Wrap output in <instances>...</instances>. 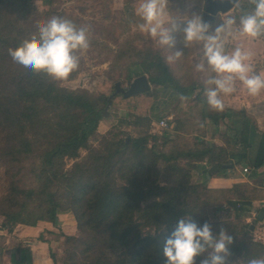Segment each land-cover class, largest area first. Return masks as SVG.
Returning <instances> with one entry per match:
<instances>
[{
  "label": "trees",
  "instance_id": "trees-1",
  "mask_svg": "<svg viewBox=\"0 0 264 264\" xmlns=\"http://www.w3.org/2000/svg\"><path fill=\"white\" fill-rule=\"evenodd\" d=\"M31 1L0 0V142H4L0 155L6 170L12 168L13 163L18 165L29 159L34 181L31 186L19 187L11 182L7 187L1 197L4 227L10 229L18 223L35 226L38 221L54 224L59 213L72 210L80 233L79 236L65 235V240L77 243L87 234L89 241H93L92 233L96 235L100 245L95 246L100 249L91 264H165L164 242L181 218H191L199 225L208 222L214 236L215 231L226 229L227 222L215 225L205 217H198L195 205H189L190 196L198 194L199 184L187 180L157 183L146 168L152 153L146 151L145 135L130 139L128 143L124 138L106 139L103 135L101 148H90L84 161L74 162L69 169H64L65 158H76L80 148L89 147L88 140L96 133L107 98L60 86L46 73H36L13 61L9 49L27 40L15 14L31 13ZM248 6L253 7L249 2ZM129 65L137 66L139 73L149 74L148 79L154 85L172 88L178 95H185L192 88L178 82L159 53L131 60ZM111 101L118 102L115 98ZM38 102L49 109V117L44 119L47 132H43L47 140L42 147L28 135L27 129L38 122ZM120 102L130 107L129 97L121 98ZM202 103L204 107L208 105L205 92ZM208 109L207 116L215 124L224 119L228 111L225 108L222 112L213 111L210 106ZM240 139L234 132L229 138L234 150L228 153H224L221 145H207L196 152L187 150L182 154L205 159L207 170L216 165L218 169L213 176L218 175L225 169L223 164H231L232 168L245 157V153L238 152L235 147ZM242 143L243 147L247 145L246 141ZM151 160L155 164L157 157L153 154ZM263 163L264 146L257 153L253 166ZM19 168L21 165L14 174L20 172ZM240 184L244 183L232 186ZM257 192L248 200L255 199ZM230 204L236 210V204ZM163 230L167 232L165 235ZM245 238H240L234 253L247 259L257 256L261 246ZM235 240L233 237V242ZM91 244L82 253L89 251ZM115 250V258L106 256L105 251L114 254ZM71 255L75 257L76 251ZM51 258V264H55L54 255L51 254ZM14 264L25 263L15 261Z\"/></svg>",
  "mask_w": 264,
  "mask_h": 264
},
{
  "label": "rangeland",
  "instance_id": "rangeland-1",
  "mask_svg": "<svg viewBox=\"0 0 264 264\" xmlns=\"http://www.w3.org/2000/svg\"><path fill=\"white\" fill-rule=\"evenodd\" d=\"M248 2L249 0H239V6L234 5L227 12L216 14L211 22L212 29L228 16H235L238 22L240 15L243 14L242 9L252 10ZM141 3L142 0H32L31 13L15 14L23 26V33L27 39L33 34L39 36V26L47 23L52 17L70 20L77 29L86 28L90 46L85 53L79 50L74 52L80 60L78 70L66 81L55 82L71 90L85 91L94 97L104 95L108 99L111 96L118 101L114 103L111 101L108 116L102 115L96 133L88 140L89 147L80 148L76 158H65L64 169H69L74 162L84 161L90 148H101L103 135L106 139L124 138L127 143L130 139L145 135L146 151L152 153V156H148L146 168L157 183L172 184L187 180L189 183L199 184L198 194L193 193L190 196L189 205H195V210L199 212L198 217L201 216L203 219L205 217L215 225L227 222L224 231L232 238L236 237L235 242L228 246L231 253L228 257L229 264H248L252 259L234 253L242 237L251 238L250 240L261 246L257 256L253 258H264V214L261 219L257 218V213L260 210L264 211V189L258 185V181H245L238 186H227L230 188L209 186L210 177L214 173L206 176L208 170L205 168L208 163L205 159L182 154L187 150L196 152L207 145L214 147L221 145L223 150L225 149L224 153L233 149L232 141H229L234 135L231 124L226 123L223 118L218 123H213L207 116L209 106L204 107L202 103L206 81L213 76L203 55V44L198 42L185 46L182 40V29L185 26L183 19L193 13L202 15L204 3L202 0H169V15L165 18V27L174 38L173 46H161L158 38L154 39L148 33L139 31L138 25L143 21L137 15V9ZM169 20L175 21V28ZM230 39L234 38L229 37L227 41ZM178 50L182 51L183 55L178 60L170 62L168 57H174ZM119 52L123 54H118ZM158 53L165 58L178 82L182 86L192 87L187 94L178 95L172 88L154 85L149 81L148 90L128 96L130 107L120 102L123 98L120 92L112 96L116 82H119L123 89H127L134 77L145 74L149 78V74L139 73L137 66H130L131 60L148 58ZM197 63L204 65L203 72L195 70ZM37 109L38 122L34 127L27 129L28 135L39 141L42 147L47 140L43 132H47L45 120L49 117V109L41 102H38ZM164 117H167L166 128L152 124ZM1 145L4 148V142H0V147ZM153 154L157 157L155 164L151 162ZM20 165L22 167L19 168L20 172L14 174ZM5 166L4 158L0 155V264H14L15 261L31 264V245L25 240L36 245L39 240H47V248H43V252L46 258H49L50 264L53 262L51 254L54 255L55 264H91V259L99 254L100 249L99 246H95L97 243L100 245L96 235L92 233L93 241H89L87 234L77 243L65 240V235L79 236L80 233L72 210L59 213L57 221L52 223V228L43 229L49 234L36 235L45 221H38L35 225L37 228L32 234H23V227L27 226L25 224H13L10 229L4 227L1 197L6 193L7 187L11 182L19 187L34 184L29 159L18 165L13 163V167L8 170ZM242 167L243 163L240 164L241 169ZM229 169L230 167H225L218 175H227ZM243 172L246 173L244 170ZM257 189H260L259 193ZM256 192L258 196L252 201L248 200L253 198ZM231 202L236 204H234L236 210L232 208ZM230 223L232 226H228ZM215 228L218 229L219 226ZM220 230L215 231V236L219 235ZM163 231L165 235L167 232ZM21 235L27 236L21 238ZM90 242L91 249L82 253ZM72 251H76L75 257L71 255ZM105 254L109 258H115L116 250L114 254L111 251H105ZM207 256L206 252L197 258V264L200 259ZM44 263H47V260L44 262L42 260L38 264Z\"/></svg>",
  "mask_w": 264,
  "mask_h": 264
},
{
  "label": "clouds",
  "instance_id": "clouds-1",
  "mask_svg": "<svg viewBox=\"0 0 264 264\" xmlns=\"http://www.w3.org/2000/svg\"><path fill=\"white\" fill-rule=\"evenodd\" d=\"M221 4L239 6V0H216ZM206 3V0H202ZM252 10H243L239 21L235 16H228L212 29L202 15L193 13L183 19L182 40L185 46L202 42L203 55L208 68L215 75L206 81L207 103L213 111L222 112L224 102L221 93L229 95L235 92V81L239 80L249 95L256 96L264 89V78L256 74L253 65L246 63L251 54L236 47L230 54L226 51V41L233 36H247L253 39L264 36V0H249ZM169 0H142L137 15L143 23L138 25L142 33L158 38L161 46H173L175 41L170 30L165 27L168 17ZM173 28L174 20H169ZM39 37L33 34L15 49H9L14 62L31 68L36 73L44 72L56 81H66L78 70L80 60L74 52L81 53L89 49L87 29L79 28L70 21L60 17H52L38 28ZM183 55L176 51L168 57L171 62ZM195 70L204 71V65L197 63ZM181 99H187L181 97ZM233 242L232 236L221 228L219 235L214 236L212 226L208 222L199 225L191 218L178 220L174 230L164 242L162 254L165 264H197V258L208 253L207 258L199 260V264H229L231 255L228 246ZM210 250V251H209ZM248 264H264V258H252Z\"/></svg>",
  "mask_w": 264,
  "mask_h": 264
},
{
  "label": "crops",
  "instance_id": "crops-1",
  "mask_svg": "<svg viewBox=\"0 0 264 264\" xmlns=\"http://www.w3.org/2000/svg\"><path fill=\"white\" fill-rule=\"evenodd\" d=\"M234 39L226 41V51L230 54L236 47H240L243 51L251 54V60L246 61L253 65L256 74L264 78V38L253 39L247 36H233ZM214 76L215 74L212 73ZM235 92L224 95L221 93L220 98L223 100L225 109H227V115L224 117V121L231 124L233 133L236 132L241 138L239 143L235 145L238 152L245 153V157L240 159V162L235 163L232 168L229 169L227 175H214L210 177L209 186L227 187L233 183L238 182H251L258 181V185L264 189V163L258 167H254L253 163L257 153L264 146V89L256 96L249 95L247 89L241 84L239 80L235 81ZM231 111V112H229ZM239 111H242L239 113ZM243 142H247V145L243 147ZM242 143V144H240ZM241 152V153H242ZM237 160L234 159L235 162ZM243 163V167H247L246 173L240 168V164ZM246 165V166H244ZM264 201V199H263ZM254 204V203H253ZM36 226H24L23 234H32L36 230ZM52 228L51 222H44L43 227L37 231L39 233L49 234L44 232L43 229ZM27 236V235H21ZM48 236V235H46ZM45 239L47 237L44 236ZM30 246L31 251V264H38L42 260H47L50 264L49 258H46L43 248H47V240H39L36 245L32 241L25 240Z\"/></svg>",
  "mask_w": 264,
  "mask_h": 264
},
{
  "label": "water",
  "instance_id": "water-1",
  "mask_svg": "<svg viewBox=\"0 0 264 264\" xmlns=\"http://www.w3.org/2000/svg\"><path fill=\"white\" fill-rule=\"evenodd\" d=\"M234 5H228V4H221L216 2V0H206V3H204V12L202 13L203 19L211 24L214 16L218 13H224L227 12L229 9H231ZM150 88V83L148 78L145 74H140L132 79L127 89H123L119 86V82L115 83V89L112 93V96L116 93H121L123 97H128L137 93L144 92ZM111 103V96L107 99V104L104 107V110L102 111V115L104 117L108 116V107ZM222 167H231V164H223ZM218 169L216 165H212L208 169V173H206V176L209 177V173H213ZM264 211L260 210L257 213V218L261 219L263 217ZM252 228V225H251Z\"/></svg>",
  "mask_w": 264,
  "mask_h": 264
},
{
  "label": "built area",
  "instance_id": "built-area-1",
  "mask_svg": "<svg viewBox=\"0 0 264 264\" xmlns=\"http://www.w3.org/2000/svg\"><path fill=\"white\" fill-rule=\"evenodd\" d=\"M152 124H154L156 127L166 128V126H167V117L160 118V119L156 120L155 122H153ZM243 170L247 171V167H243Z\"/></svg>",
  "mask_w": 264,
  "mask_h": 264
}]
</instances>
